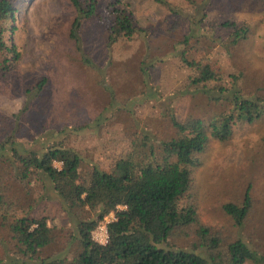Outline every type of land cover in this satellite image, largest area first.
Segmentation results:
<instances>
[{"label": "rangeland", "instance_id": "obj_1", "mask_svg": "<svg viewBox=\"0 0 264 264\" xmlns=\"http://www.w3.org/2000/svg\"><path fill=\"white\" fill-rule=\"evenodd\" d=\"M13 1L6 39L19 55L5 68L0 53V143L14 138L19 150L39 151L64 143L82 155L83 177L94 165L107 168L136 138L176 137L170 113L209 119L230 110L231 102L187 86L190 70L179 56L186 47L192 57L211 54L224 67L226 85L235 73L242 95L264 102V0H123L143 29L113 44V0H98L96 14L82 19L78 40L71 36L78 15L72 0ZM224 20L249 25L248 37L234 44L219 36L215 26ZM6 154L11 156L9 149ZM6 154L0 158V184L13 211L46 216L54 240L42 256L69 264L80 250L73 215L45 176L23 180ZM199 157L191 196L202 222L225 240L241 237L264 254V112L236 122L226 139L212 136ZM247 192L253 206L240 227L224 206L241 204ZM82 215L93 213L85 209ZM9 238L0 217L3 260Z\"/></svg>", "mask_w": 264, "mask_h": 264}, {"label": "trees", "instance_id": "obj_2", "mask_svg": "<svg viewBox=\"0 0 264 264\" xmlns=\"http://www.w3.org/2000/svg\"><path fill=\"white\" fill-rule=\"evenodd\" d=\"M72 1L78 15L71 36L78 40L77 29L82 19L96 14L98 0ZM111 5L109 44L131 38L143 29L123 0H113ZM14 6L13 0H0V53L4 55L5 68L19 55L16 45L6 39L10 29L6 23L14 17ZM249 30V25L234 20L215 26L219 36L226 34L234 44L246 39ZM192 34L185 37V43ZM188 50L186 47L179 52L183 65L190 70L187 86L208 93L211 100L231 102L230 110L209 119H180L170 113L178 131L176 137L161 142L151 140L150 135L136 138L107 168L94 165L84 177L82 155L64 143L51 144L41 151L19 150L14 138L0 143V158L9 149L11 156L6 154V160L23 180L45 176L65 210L73 215V240L79 243L80 250L69 264H264V254L246 240L238 237L227 241L204 224L191 196L195 168L201 163L199 155L210 138L226 139L236 122L260 118L263 98L242 95L235 73H231V86L226 85L224 67L211 54L197 58ZM44 82L45 79L39 83V88L44 87ZM56 160L62 162L61 167L55 166ZM120 204L126 207L118 209ZM252 206L247 192L241 204L229 202L224 208L241 227ZM13 208L0 184V217L10 235L7 258H0V264H66L61 257L42 256L54 240L48 218L20 215ZM85 209L93 216L83 217ZM111 211H115L116 219L109 223V239L99 243L93 238V230Z\"/></svg>", "mask_w": 264, "mask_h": 264}, {"label": "built area", "instance_id": "obj_3", "mask_svg": "<svg viewBox=\"0 0 264 264\" xmlns=\"http://www.w3.org/2000/svg\"><path fill=\"white\" fill-rule=\"evenodd\" d=\"M126 205H118V209L125 208ZM116 219L115 211H111L110 213L106 214L98 223L96 228L93 230V238L99 243H106L109 239V223Z\"/></svg>", "mask_w": 264, "mask_h": 264}]
</instances>
